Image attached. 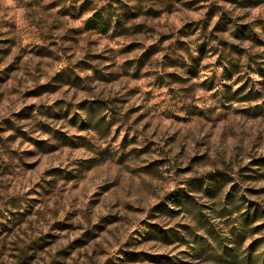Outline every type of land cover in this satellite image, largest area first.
<instances>
[{
  "label": "rangeland",
  "instance_id": "rangeland-1",
  "mask_svg": "<svg viewBox=\"0 0 264 264\" xmlns=\"http://www.w3.org/2000/svg\"><path fill=\"white\" fill-rule=\"evenodd\" d=\"M0 264H264V0H0Z\"/></svg>",
  "mask_w": 264,
  "mask_h": 264
},
{
  "label": "trees",
  "instance_id": "trees-1",
  "mask_svg": "<svg viewBox=\"0 0 264 264\" xmlns=\"http://www.w3.org/2000/svg\"><path fill=\"white\" fill-rule=\"evenodd\" d=\"M92 21V25L95 26H99L101 27L103 30H106L109 28L110 24H111V20L107 19L105 17V14H102L100 12L96 13L94 15V17L91 19Z\"/></svg>",
  "mask_w": 264,
  "mask_h": 264
}]
</instances>
